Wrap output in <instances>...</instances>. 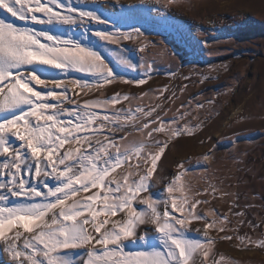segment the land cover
I'll return each instance as SVG.
<instances>
[{"label": "rangeland", "instance_id": "obj_1", "mask_svg": "<svg viewBox=\"0 0 264 264\" xmlns=\"http://www.w3.org/2000/svg\"><path fill=\"white\" fill-rule=\"evenodd\" d=\"M58 3L92 13L104 23L82 21L76 17L72 24L53 21L27 27L59 40H69L96 53L118 79L101 88L80 89L69 84V95L73 99L83 104L90 100L110 99L117 94L127 95L133 99L109 104L107 111L132 109L135 112L137 107L151 110L159 105L153 117L158 114L162 120L170 121L178 110L183 115L180 124L192 129L179 136L154 132L148 137V129H136L153 117L145 118L137 112L135 114L141 117L139 122L122 121L124 130L114 134L117 142L124 137L129 144L152 145L154 141H160L164 147L148 191L140 196L161 201L168 195L166 187L179 175L180 191L173 193V198H187L186 207L195 201L205 202L194 209L204 220L187 222L188 230L181 234L182 238L204 242L210 238L213 243L209 264L212 259L221 258V264H264V248L247 243L248 238L264 240V0H171L168 4L165 0H58ZM0 19L24 26L2 10ZM137 30L141 37L121 40L120 45L102 41L95 35L97 32L131 33ZM149 64L151 71L146 72ZM26 70L45 81L69 78L91 83L97 79L76 71L62 73L43 65H29ZM143 78L146 82L139 85L119 80L139 81ZM159 126V121L149 123L150 128ZM102 131L108 132V129ZM99 139L104 140V137ZM10 143L18 144L19 141L10 138ZM84 147L83 143H66L61 151L68 148L83 150ZM110 151L115 152V149ZM156 151V147L145 148L142 155ZM149 166L150 161L130 155L110 172L106 181L129 173L139 179ZM156 177L160 178L159 183H154ZM43 183L51 189L58 185L54 179ZM28 187L43 191L39 182H28ZM98 191H81L73 200H81ZM20 202L15 197L7 201L9 206ZM99 205L100 200L95 206ZM134 207L147 211L145 206L135 202ZM160 211H163L162 205ZM237 212L242 215L236 216ZM123 215H101L97 219L118 220ZM173 215L182 217L183 214ZM218 216L226 218L224 230H220V222H217L205 231V221L211 223ZM137 231L144 239L123 241L125 253L162 250L164 238L153 226L145 223ZM223 236L232 239H221ZM237 236L245 238V243L238 241ZM84 254L83 249L70 250L61 253L60 259L62 264H79L78 258ZM194 258L203 261V253L198 252ZM0 264H8L2 252Z\"/></svg>", "mask_w": 264, "mask_h": 264}, {"label": "snow or ice", "instance_id": "obj_2", "mask_svg": "<svg viewBox=\"0 0 264 264\" xmlns=\"http://www.w3.org/2000/svg\"><path fill=\"white\" fill-rule=\"evenodd\" d=\"M165 2L168 4L171 0ZM0 10L24 25L0 19V157H3L0 160V252L8 264H62L61 253L76 249H83L85 253L78 258L79 264H190V261L192 264H209L213 241L210 238L206 242L191 241L181 236L188 230L186 223L191 219L204 220L194 209L197 204L205 202L195 201L186 207L187 198H173V193L180 191L177 185L179 175L166 187L168 195L161 201L140 196L148 191L157 161L164 152L161 142L129 144L124 137L117 142L114 135L124 130L122 121L139 122L141 117L135 114L137 112L145 118L153 117L159 105L151 110L137 107L135 112L132 109L127 112L123 109L107 111L109 104L133 99L119 94L110 99L78 103L69 95V84L80 89L101 88L118 79L112 76L107 64L96 53L69 40H59L27 27L53 21L72 24L76 17L82 21H104L92 13L61 6L58 0H0ZM95 35L115 45H120L121 40H135L142 36L138 30L131 33L97 32ZM29 65L50 66L62 73L76 71L97 79L91 83L69 78L45 81L27 71ZM151 67L149 64L146 72H150ZM119 80L138 85L146 82L145 78ZM182 119L178 110L170 121L162 120L157 114L136 130L148 129V137L154 132L179 136L192 130L180 124ZM157 121L159 127H149V123ZM105 128L113 135L102 131ZM101 136L104 140L99 139ZM10 138L19 143H10ZM66 143H83L85 147L83 150L68 148L61 151ZM151 147L158 148V151L142 155V149ZM130 155L150 161L146 173L140 174L139 179L129 173L106 181L110 172L127 161ZM47 179L56 180L57 187L48 188L43 183ZM28 182H39L43 191L29 188ZM159 182L160 178L156 177L154 183ZM90 189L99 191L81 200H73L81 191ZM10 197L21 202L9 206ZM69 200L72 203H67ZM98 200L100 205L96 207ZM134 202L145 206L147 211L138 210ZM161 205L163 211H160ZM177 212L183 214L182 217L173 215ZM118 213L124 214L118 220L97 219L101 215L115 217ZM235 215L241 216L242 213ZM224 219L218 216L211 223L205 221V231L217 222L223 231ZM145 223L153 226L164 238L162 250L125 253L123 241L143 240V234H138L137 230ZM14 228L16 231H12ZM221 239L232 237L223 236ZM236 239L245 243L243 237L237 236ZM247 243L264 248V240L248 238ZM97 245L101 247L97 248ZM198 252L203 253V261L194 258ZM222 260L212 259L210 264H221Z\"/></svg>", "mask_w": 264, "mask_h": 264}]
</instances>
